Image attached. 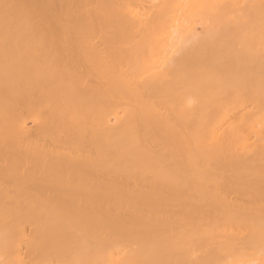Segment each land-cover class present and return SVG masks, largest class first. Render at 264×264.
Returning <instances> with one entry per match:
<instances>
[{"label":"bare ground","instance_id":"obj_1","mask_svg":"<svg viewBox=\"0 0 264 264\" xmlns=\"http://www.w3.org/2000/svg\"><path fill=\"white\" fill-rule=\"evenodd\" d=\"M0 264H264V0H0Z\"/></svg>","mask_w":264,"mask_h":264}]
</instances>
